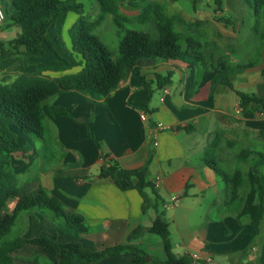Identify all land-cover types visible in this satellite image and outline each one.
Returning a JSON list of instances; mask_svg holds the SVG:
<instances>
[{
	"label": "crops",
	"instance_id": "crops-1",
	"mask_svg": "<svg viewBox=\"0 0 264 264\" xmlns=\"http://www.w3.org/2000/svg\"><path fill=\"white\" fill-rule=\"evenodd\" d=\"M157 1L168 17H178L166 13L164 0ZM166 1L176 3L185 0ZM189 1L195 9L196 0L195 5L193 0ZM220 2L219 11L222 17H225L221 18L220 22L212 16L194 17L197 26L207 27L209 24L218 33L213 40L214 45L224 46L221 40L224 37L231 40L229 52H221L214 65L208 63L202 52L203 45H200L206 61V65L201 67L210 72L205 83L204 79H201L202 74L196 70L201 67L193 68L180 62L143 61L140 63L142 73L148 80H154L156 74H172L171 83L154 92L148 101L138 80L129 69H124L119 87L104 100L93 102L77 93H62L84 97L85 100L73 99L91 103L90 106L96 108L99 115L97 123L102 119L106 124L104 128L115 129L118 136L110 137L105 146L104 157L117 161L124 169L143 167L149 160L147 181L151 183V187L145 189V194L150 206L144 213L141 211L142 198L137 191L122 192L110 179L98 178L104 157L98 158L90 165L89 176L76 179L74 186H65L70 187L69 199L52 193V196L59 198L72 214L84 218L87 233L78 239L86 238L92 241L91 245L83 247L84 249L100 252L106 248L127 246L149 257L143 264H166L167 257L161 238L149 232L156 217L155 211L158 210L163 213L167 224L173 255L187 257L197 254L202 260H207V264H264V228L260 230L255 223L240 219L250 212L249 199L252 203L256 199L257 193L250 179L251 174L255 173L254 167H250L253 159H249L245 164H238L236 161V156L241 151L264 153V104H249L244 109L239 106L235 92L255 96L238 89L244 85L241 82L245 78L243 72L237 74V79L241 82L238 87H234L230 80L232 89L213 81L215 75L226 69L246 66H229L220 70L218 63L222 56H235L246 44L251 43L254 35L260 39L256 55L260 61L259 53L262 52L264 39L254 31L255 24L248 28L243 27L242 19L253 17L251 9L243 0ZM214 7L216 10L215 0ZM242 7L245 8V13L243 10L244 14L238 21L242 24L241 39H237L240 32L234 29L233 25L237 22L235 17ZM229 19H233V22ZM224 26H232L231 31ZM2 33L1 31V36ZM208 37L213 38L214 35ZM223 65L226 66L225 63ZM0 83L5 82L0 79ZM175 83L179 86L175 87ZM203 85L209 88L205 97L200 93ZM156 93L160 94L158 101L153 100ZM146 102L147 111H144L142 106ZM86 106L88 108L84 109V112L89 109V105ZM142 112L147 116L146 122L139 118ZM50 119L57 139L62 141L61 149L75 150L73 165L78 166L79 162H82L81 169L87 167L79 147H67L66 144L69 143L64 137L66 131L58 126L53 117ZM84 120L85 118H82L81 121ZM158 124L163 126V130L157 131ZM95 128L99 129V126ZM216 141L219 143L215 155L223 169L225 167V171L232 172L239 165L246 174L247 182L240 190L241 200L238 203L242 205L239 209L233 205L229 208L231 211L225 210L224 206L229 201L228 186L204 163L209 144ZM95 166L98 167L97 171L92 170ZM262 173L261 169L260 180ZM51 174L53 173L48 172L42 175L47 177ZM262 184L264 186V183ZM256 202L253 212H250L251 216H254L252 219L257 218L262 210L257 199ZM234 211L238 213L232 214ZM138 228H142V231L128 240L129 235ZM249 243L253 245L247 247ZM133 257L134 253L126 251L94 264H133ZM53 264H58L55 258Z\"/></svg>",
	"mask_w": 264,
	"mask_h": 264
},
{
	"label": "trees",
	"instance_id": "trees-1",
	"mask_svg": "<svg viewBox=\"0 0 264 264\" xmlns=\"http://www.w3.org/2000/svg\"><path fill=\"white\" fill-rule=\"evenodd\" d=\"M92 1L97 3L99 8L95 20L81 16L83 6L76 0H12L11 13L4 10V21L1 24L5 29L17 27L21 34L7 43L0 41V71L13 64L10 60L11 51L23 49L33 57H39L44 55L46 47L50 51L67 54L62 38L55 36L51 39L48 33L50 29L55 28L56 22L64 19L68 13L79 17L67 32L69 51L74 60L63 59L62 66L41 67L32 73L19 75L11 83H0V264H17L13 254L25 245L39 248L43 254L55 258L58 264H94L126 251L134 253L133 264H143L149 258L127 246H115L100 252L90 251L78 243H61L56 234H41L29 240L8 237L18 217L22 214L30 215L33 211H37L41 217H44V211H48L53 222L58 223V231L69 238L78 239L87 233L84 218L78 214H65L59 198L47 194L42 188L33 194H23L11 167L14 155L25 158L26 154L32 152L28 144L16 147L19 137L26 139V136L30 141L46 142L47 117L67 116L62 108L47 107L46 102L50 98L62 93H77L90 98L93 102L104 100L119 87L124 69H129L138 80L148 101L154 92L171 83L172 74L171 72L164 75L156 74L154 80H148L142 73L141 62H180L193 68L206 65L200 43L193 37H184L176 31L175 22L182 21L178 17H168L158 3L138 0L137 7L139 6L141 11L136 17L137 23L141 26L152 23L154 33H151L126 28L125 24L128 21L121 15L116 0ZM243 1L251 9L256 20L254 31L264 39V33H260L258 29L259 23L264 22V0ZM215 6L216 10L221 9L220 0H215ZM106 16L112 18L116 29L117 55L93 34ZM250 67L253 65L226 69L215 75L213 81L232 89L228 76L239 69ZM73 69L75 71L71 72ZM67 71L70 73L58 77H49L48 74ZM235 93L239 99V106L243 109L249 104L257 106L264 104V98ZM147 105V102L144 103L142 110L147 111ZM87 134L90 136L89 132ZM218 143L219 141L209 144L204 163L228 186V204L231 205L241 200L240 190L247 182L246 174L239 165L232 172L225 171L218 165V157L215 155ZM249 159H253L250 167L255 169L250 179L262 209L264 186L259 173L264 167V153L241 151L236 156L238 164H245ZM148 165L149 160L143 167L124 169L117 161L104 157L98 178L110 179L122 192L137 191L142 198L141 211L144 213L150 206L145 194V189L151 187V183L147 181ZM10 203L13 204L12 208L7 210ZM155 213L156 217L149 232L161 238L167 257L166 264H188L190 262L188 257L173 255L163 213L158 210ZM141 231L142 228L133 231L128 240ZM31 264L40 263L33 260Z\"/></svg>",
	"mask_w": 264,
	"mask_h": 264
},
{
	"label": "rangeland",
	"instance_id": "rangeland-1",
	"mask_svg": "<svg viewBox=\"0 0 264 264\" xmlns=\"http://www.w3.org/2000/svg\"><path fill=\"white\" fill-rule=\"evenodd\" d=\"M81 3L83 8L81 10V16L89 19L95 20L99 14V8L97 3L92 0H76ZM158 3L157 0H152ZM119 11L121 15H123L128 23L125 24V27L133 30H145L151 33H154V25L152 23H147L143 26L137 23L136 17L140 13V8L136 7L139 5L138 0H116ZM166 4L165 10L167 14H174L183 22H175V29L182 36H191L197 42L203 45L202 52L205 54V57L208 63L215 64V61L222 53H228L231 40L224 37L222 40L224 46L214 45L213 40L215 39L216 33L215 29L211 28L209 24L207 27L205 26H197L194 23V17L200 16H212L218 22L222 17V13L219 10H215L214 0H196L195 9L190 5L189 0L179 1L176 3H169L166 0L163 1ZM209 4V6L207 5ZM0 5L2 9H7L8 13H11L12 6L10 0H0ZM135 5V6H134ZM229 8V7H228ZM217 9V8H216ZM245 13V8L242 7L241 12L238 16L235 17L237 22L234 23V29H238L240 32L238 34L237 39H241V29L242 24L238 23L239 18ZM79 15L68 13L64 19H59L56 22L55 28L49 30V37L54 39L55 36H60L62 40L65 42V47L67 48V54L62 52H54L46 49L45 53L39 57H33L30 53H26L23 49L19 51H11L10 60L13 61L8 68L0 71V79L5 83L13 82L19 75L25 73H32L35 69L41 67L48 66H62L63 59L72 61L74 57L70 54L69 44L67 32L68 30L77 22ZM226 18L227 15H226ZM233 22V19H229ZM199 21V20H198ZM201 22V21H200ZM243 27L248 28L250 25H256V20L253 17H244L242 19ZM224 24V23H223ZM1 25V30L3 35H0V39H3L1 42L7 43L18 37L21 34V30L17 27H14L11 30L4 31L5 28L3 24ZM225 25V24H224ZM232 26H228L224 28H228L231 31ZM238 27V28H237ZM211 28V29H210ZM259 32L264 31V23H259L258 25ZM213 32V33H211ZM93 34L106 45L109 50L117 55L118 52V37L116 35V29L113 25L112 18L110 16H106L101 25L96 28ZM256 34V33H255ZM209 35H214L213 38H209ZM219 41V40H217ZM260 43V39L257 35L252 37V41L249 44H246V47L240 49L238 53L233 55L222 56V60L218 63L220 70H224V67H235L238 65H253V68L249 69H239L235 71L233 75H229L232 84L234 87H238L241 82H243V87L238 88L242 89L245 93L255 94V96L264 98V45L262 47V52L259 53L260 61L257 60V46ZM184 46V44H183ZM205 46V48H204ZM213 46V47H212ZM244 46V45H243ZM227 48V49H226ZM11 50L10 48H7ZM260 50V51H261ZM58 54L59 56H56ZM258 61V62H257ZM226 64L224 66L223 64ZM201 67V66H199ZM200 74H202L201 79H204L205 83L208 79V74L210 73L208 70L203 69V67L196 69ZM73 69L71 72H74ZM195 71V69H194ZM243 72L244 77L243 81L237 79V74ZM70 72H59V73H51L49 77H58L64 74H68ZM177 77V76H176ZM200 79V80H201ZM178 83H175V87H178ZM201 96L205 97L208 95L209 88L207 85H203L201 89ZM160 94L156 93L153 96V100L158 101ZM85 97V96H84ZM84 97H78L75 94H58L49 99L46 102L49 107L53 105L55 108H62L65 110L67 116L54 115L55 122L58 124L60 128H64L66 134L64 137L66 141L68 140L69 145L66 144L69 148H77L81 150L82 154L85 157V161L87 163V167L81 169L82 162H79V165H73L72 157L75 156L76 152L74 149H61L62 141L57 139V135L55 130L52 128V120L51 117H47L45 121L46 124V132L45 139L46 142L41 141H30L26 136L24 138L19 137L16 142V147L19 148L25 144H28L32 148V152L25 155V158L20 156L16 157L15 155L11 160V167L13 172L16 175L17 184L21 188L23 194H32L37 192L40 188L47 192L49 195L57 194L66 199H69V188L65 186H71L75 184L76 179H82L86 176H89L90 165L95 163L98 158L104 157L105 154V146L106 143L109 142L110 137H117L118 134H115V129L111 127H105V123L99 120V115L96 108L91 107V103L86 104L83 101H76L73 98H78L81 100H85ZM88 98V97H86ZM87 112H84V109L88 108ZM95 110V111H94ZM47 114V113H46ZM82 118L85 120L81 121ZM53 119V120H54ZM99 126V129L95 128ZM74 127L76 129H74ZM73 128V129H67ZM87 129V131H86ZM89 132L90 136L87 134ZM78 149V148H77ZM218 165L220 167L221 164L218 160ZM223 168V167H222ZM60 171H59V170ZM225 169V167H224ZM93 171H97L98 167L95 166L92 168ZM226 170V169H225ZM263 173L261 174V183H264V167L262 168ZM57 171V172H55ZM52 172L53 174L44 177L45 173ZM54 175V178L52 176ZM54 180V181H52ZM64 188H63V187ZM63 189H62V188ZM256 192V191H255ZM53 193V194H52ZM257 199V194H256ZM256 199L254 203L256 202ZM258 201V200H257ZM244 202V200H243ZM246 202V200H245ZM254 203L248 201V207L250 212L254 210ZM245 204V203H244ZM259 204V202H258ZM12 203H10L7 207V210H11ZM63 211L65 214H72L66 205L62 202ZM233 205L241 207L242 204L235 202L231 205L228 203L224 206L225 210H230V207ZM260 206V204H259ZM261 207V206H260ZM228 208V209H227ZM237 209V211H238ZM264 201L262 205V210L259 212L257 218L255 219L251 216L250 212L242 216L241 221L248 223H255L260 230L264 228ZM231 211V210H230ZM238 212L234 211L232 214H237ZM239 215V214H238ZM234 216V215H233ZM235 217V216H234ZM255 220V222H253ZM57 222H53L52 215L48 211H44V217H41L37 211H33L30 215L22 214L18 217L16 224L12 227L11 232L9 234V239H14L20 237L24 240L34 239L44 235H57L58 240L61 243H78L81 247H87V245H91L92 241L87 240L86 238L75 239L69 238L68 236L60 233L57 229ZM255 241V239H254ZM254 243V242H253ZM253 243H249L247 247H251ZM251 250V248L249 249ZM25 256V257H24ZM13 257L17 264H29L33 260H37L40 264H53L54 258L46 256L40 252V249L32 246L25 245L20 250L16 251L13 254Z\"/></svg>",
	"mask_w": 264,
	"mask_h": 264
},
{
	"label": "built area",
	"instance_id": "built-area-1",
	"mask_svg": "<svg viewBox=\"0 0 264 264\" xmlns=\"http://www.w3.org/2000/svg\"><path fill=\"white\" fill-rule=\"evenodd\" d=\"M4 21V10L2 9V6L0 5V24ZM140 120L142 122H146L147 116L145 113H140L139 116ZM157 131L163 130V126L161 124H158ZM156 144V143H154ZM190 260L188 264H207V260H202L197 254H190L187 256Z\"/></svg>",
	"mask_w": 264,
	"mask_h": 264
}]
</instances>
